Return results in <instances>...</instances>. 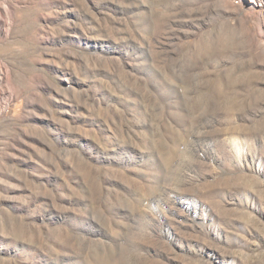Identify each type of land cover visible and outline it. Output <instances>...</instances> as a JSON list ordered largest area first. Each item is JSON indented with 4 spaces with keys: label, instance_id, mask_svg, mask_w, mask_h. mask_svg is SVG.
<instances>
[{
    "label": "rangeland",
    "instance_id": "1",
    "mask_svg": "<svg viewBox=\"0 0 264 264\" xmlns=\"http://www.w3.org/2000/svg\"><path fill=\"white\" fill-rule=\"evenodd\" d=\"M0 264H264V0H0Z\"/></svg>",
    "mask_w": 264,
    "mask_h": 264
}]
</instances>
